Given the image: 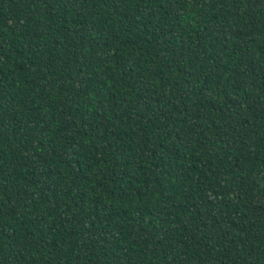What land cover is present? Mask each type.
I'll return each instance as SVG.
<instances>
[{
    "label": "trees",
    "instance_id": "1",
    "mask_svg": "<svg viewBox=\"0 0 264 264\" xmlns=\"http://www.w3.org/2000/svg\"><path fill=\"white\" fill-rule=\"evenodd\" d=\"M0 264H264V0H0Z\"/></svg>",
    "mask_w": 264,
    "mask_h": 264
}]
</instances>
